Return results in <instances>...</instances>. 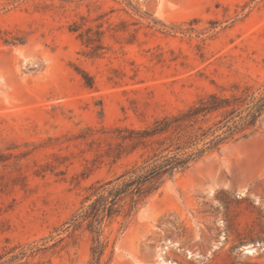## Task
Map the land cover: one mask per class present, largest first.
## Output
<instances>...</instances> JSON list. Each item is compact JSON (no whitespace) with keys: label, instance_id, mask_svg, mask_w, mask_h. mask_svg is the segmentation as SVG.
I'll use <instances>...</instances> for the list:
<instances>
[{"label":"rangeland","instance_id":"obj_1","mask_svg":"<svg viewBox=\"0 0 264 264\" xmlns=\"http://www.w3.org/2000/svg\"><path fill=\"white\" fill-rule=\"evenodd\" d=\"M246 86H264V0H0V248L35 245L32 264H94L98 242L101 264H264V115L130 213L127 199L93 232L74 221L139 160L108 157L111 129Z\"/></svg>","mask_w":264,"mask_h":264},{"label":"trees","instance_id":"obj_2","mask_svg":"<svg viewBox=\"0 0 264 264\" xmlns=\"http://www.w3.org/2000/svg\"><path fill=\"white\" fill-rule=\"evenodd\" d=\"M76 32L77 28L72 29ZM100 32L79 33L78 38L93 52L99 51ZM85 86L93 82L82 72ZM264 115V86L251 91L246 86L240 94L208 93L184 109L166 114L141 128L115 127L111 129L116 145L108 152L113 161L123 156L138 154V161L114 182L109 181L95 189V199L74 221L86 222L89 231L97 230L104 219L121 213L129 199L127 212L143 202L167 179L184 172L204 155L218 151L221 146L255 133ZM128 215V213H127ZM104 245L92 248L94 264H101ZM40 250L32 246L0 248V264H32L29 259ZM10 254L8 260L3 258Z\"/></svg>","mask_w":264,"mask_h":264},{"label":"bare ground","instance_id":"obj_3","mask_svg":"<svg viewBox=\"0 0 264 264\" xmlns=\"http://www.w3.org/2000/svg\"><path fill=\"white\" fill-rule=\"evenodd\" d=\"M247 253H252V250L251 249H247V251H246Z\"/></svg>","mask_w":264,"mask_h":264}]
</instances>
